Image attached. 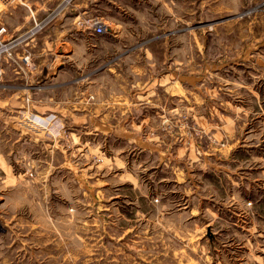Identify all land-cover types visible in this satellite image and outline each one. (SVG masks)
<instances>
[{
	"label": "rangeland",
	"instance_id": "1",
	"mask_svg": "<svg viewBox=\"0 0 264 264\" xmlns=\"http://www.w3.org/2000/svg\"><path fill=\"white\" fill-rule=\"evenodd\" d=\"M104 40L94 37L92 64L76 73L77 79H93L91 91L80 86L72 103L63 104L73 113L93 111L90 120L76 125L75 119H53L52 112L29 111L15 113L5 124L0 121V154L12 173L35 179L27 189L11 192L13 179L3 178L9 170L0 172V264H264V0H223L221 23L206 35L205 52L198 59L191 55L195 70L190 73L200 78L183 86L180 102L172 97L150 109L158 115L152 112V120H143L137 128L130 122L140 121L144 107L134 110L135 85L127 87L130 101L125 105L104 99L102 89L103 69L116 66L132 46L105 53ZM156 94L160 96V90ZM164 104L178 113L165 112ZM195 112L206 120L213 117L205 130L192 118ZM31 116L43 117L45 129ZM102 124L110 128L105 134L97 131L104 129ZM127 131L137 135L131 139L122 133ZM44 144L59 145L68 159L103 161L111 176L118 167L125 168L143 183L148 172L144 165L157 148L160 158H169L173 166L166 168L181 176L157 184L152 192L142 187L133 193L126 185L119 193L150 194L137 199V208L111 197L108 212H103L101 202L97 208L86 205L88 195L75 183L61 191L69 196L74 185L73 200L49 194L53 163L45 167L47 184L46 179L39 182V168L30 164L38 158L46 163L60 160L62 155L45 151ZM112 190L104 193H115ZM21 200L25 205L10 216L13 204Z\"/></svg>",
	"mask_w": 264,
	"mask_h": 264
},
{
	"label": "crops",
	"instance_id": "2",
	"mask_svg": "<svg viewBox=\"0 0 264 264\" xmlns=\"http://www.w3.org/2000/svg\"><path fill=\"white\" fill-rule=\"evenodd\" d=\"M58 1L24 0L26 5L17 4L2 11L0 25L5 27L2 35L7 37L20 33L30 26L32 19H40ZM222 10L223 0H69L67 8L58 17L15 47L12 59L0 60V121L5 124L7 119L16 117L15 113L26 114L29 111L37 114L52 112L55 115L53 119H75L76 125L84 122L86 117L90 120L93 111L73 113L72 109L63 104L72 103V97L77 94V88L80 86L86 93L91 91L89 88L93 85L90 84L93 79L86 78L85 81L77 79L76 73L79 67L88 68V65L92 64L90 61L93 58L94 37L100 36L105 38L103 45L105 53L116 46H132V49L118 61L116 66L107 64L106 69H103L102 89L104 99L112 100L115 105H125L127 101H130L128 100L129 91L128 95L126 94L127 87L135 85L136 90L131 89L133 90L131 97L135 96L134 110L138 112L144 107L138 115L140 121L130 122L137 128L143 120H152V112L158 115L159 112L150 109L160 107L168 98L174 97L175 102H178L180 98L184 99L183 86L190 84L194 78H200L199 73L198 76L190 73L191 69L195 70V60L191 55H197V59L198 54L203 55L204 39L210 32H215L216 25L221 23ZM91 13L102 16L106 25L105 31L95 33L74 24L76 16ZM110 43L113 44L110 46ZM25 51L29 53L27 62L20 59ZM113 69L117 70V74H112L110 70ZM159 71L162 73L160 74ZM111 76L119 78V81L111 80ZM114 86H118L119 93L116 96L112 95V89H117ZM158 90H160V96H156ZM163 91L165 95H161ZM173 99L169 100L171 104ZM147 106L149 110L146 109ZM171 106H166L165 112L177 114L178 110ZM3 107L7 108L4 113H2ZM169 107L171 111H168ZM17 108L20 110L18 111ZM160 109L163 111V107ZM195 114L199 115L198 112L192 113V118L197 119L199 126H203L200 128L205 130L209 127L213 117L206 120L204 115L197 117ZM102 126L107 130H97L99 133L105 134L109 131L108 125L102 124ZM122 133L131 139L135 138L131 135H137L135 131L131 135H129L130 131ZM214 134H216L215 131ZM44 145H46L45 151L46 149L58 150L62 155L60 160H52L49 163H46V159L39 158L33 160L34 163L29 161L32 163L30 166L39 168L36 172L39 174L37 178L39 182L46 179L47 164L49 166L53 163L48 180L49 194L54 193L53 196L59 200L69 198L73 200L75 199L73 194L77 191V188L76 191L72 188L74 185L69 187L71 192L69 196L62 194L61 191L64 187L67 188L68 183H75L79 192L87 193L86 205L97 208V204L101 202L99 207L103 212H108L107 201L111 197H117L122 204L137 208V199L148 198L150 194L144 191L145 194H134L129 197L119 193L120 190L123 192V187L126 185H129L133 193L137 189L140 191L142 187H148L152 192L157 184L168 181L170 178L175 181L181 176L179 172L166 168L173 166L168 164L169 158H160L157 148L151 149L154 158L150 160V164L144 165L143 169H148V172L145 177L147 181L143 183L137 180L135 173L125 171V168L118 167L117 173L112 172L111 176L109 164L104 165L103 161L95 163L87 158L68 159L59 145ZM137 147H141L140 144ZM121 163L122 166L126 165V162L121 161ZM18 166L22 168L24 164ZM10 167L8 160L0 154V172L4 173L2 168L9 170L6 175L4 173L3 178L13 179L9 183L11 192L27 189L25 185L35 180L33 177L25 176V173L21 174L22 172L12 173V167ZM22 176L26 178V183L19 182ZM94 177H97L96 181H91ZM51 180L54 185L53 190ZM111 188L115 193H104ZM24 205L25 200L14 203L9 215L13 216L16 210Z\"/></svg>",
	"mask_w": 264,
	"mask_h": 264
},
{
	"label": "built area",
	"instance_id": "3",
	"mask_svg": "<svg viewBox=\"0 0 264 264\" xmlns=\"http://www.w3.org/2000/svg\"><path fill=\"white\" fill-rule=\"evenodd\" d=\"M69 0H59L51 9L48 10L45 15H43L40 19L34 20L32 19V23L26 29L21 31L16 35H11L4 37L2 34L5 31V27L0 25V60L3 58L12 59L13 58V51L15 47L25 39L33 36L35 33L40 31L45 25L53 21L59 14L67 8ZM21 4L26 5L24 0H0V13L5 11L7 8ZM74 24L82 27L84 29H88L95 33H101L105 31L106 25L105 22L100 14H85L81 16H76ZM29 53L25 51L20 57V59L24 62L28 61ZM36 116V115H35ZM31 116L30 119L32 120L33 117ZM30 119L25 118V120L29 123H32ZM38 122H33L41 127V129H45L46 122L44 124L43 117H35ZM41 123V124H39ZM42 125V126H41Z\"/></svg>",
	"mask_w": 264,
	"mask_h": 264
}]
</instances>
